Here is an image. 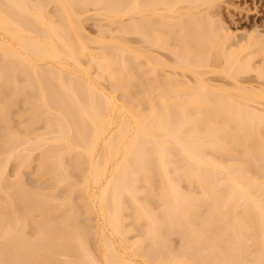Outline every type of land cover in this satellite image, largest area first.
Returning a JSON list of instances; mask_svg holds the SVG:
<instances>
[{
    "label": "bare ground",
    "instance_id": "bare-ground-1",
    "mask_svg": "<svg viewBox=\"0 0 264 264\" xmlns=\"http://www.w3.org/2000/svg\"><path fill=\"white\" fill-rule=\"evenodd\" d=\"M221 1L0 0V264H264V45Z\"/></svg>",
    "mask_w": 264,
    "mask_h": 264
},
{
    "label": "rangeland",
    "instance_id": "rangeland-1",
    "mask_svg": "<svg viewBox=\"0 0 264 264\" xmlns=\"http://www.w3.org/2000/svg\"><path fill=\"white\" fill-rule=\"evenodd\" d=\"M218 3L220 4V2H218ZM219 4H217V6H216L217 8L216 7L213 8V10H212L213 16L211 17V20L216 19L218 22L219 21L218 19L221 18L222 21L220 20V22L221 23L224 22L223 24H225V26L228 28V30L235 35L233 38V42H234V44H236V46L239 45L240 43H246L251 35H258V37L260 38L259 40L262 39L261 42H262V45H264V0H223V1H221L220 6H219ZM216 9H218V10H216ZM89 14H91L92 19H89V21L86 22V24H85V26L87 28L86 30L89 31L90 35H91V33H92V35H95L97 33L96 30L98 29L97 25H96L97 21L94 19L93 11L89 12ZM214 14H215V16H214ZM217 14H218V16H217ZM215 17H217V18H215ZM93 20H95L96 23ZM254 55H255V57H254L253 61H255V65L264 64V53L256 52ZM248 74H250V75H248ZM248 74L242 73L241 76L239 75L238 78H239V80L241 79L240 84H243V87L249 86L248 88H250L251 86H253L259 90L260 89L264 90L263 85H262V83L264 84V81H262V78L260 79L259 76L257 78V75L255 76L254 73L253 74L248 73ZM209 76L211 78L213 77L214 79H217L216 82H218V80H219L221 84L224 83L223 86H225V85L229 86V87L232 86L230 83V82L233 83V81H231L232 79L229 77H228V79H226L225 75H222L225 77V79H224V77L222 78L221 74L220 73L218 74V72L212 73ZM219 77H220V79H219ZM221 78H222V80H221ZM250 82H251V84H249ZM254 82H255V84L258 82V84H256V86L252 85V84H254ZM220 83H218V84L221 85ZM22 105H23V103L18 105L17 110L15 107L14 112L17 113L19 111L18 107H21ZM15 113H14V115L16 116L15 118H17V115ZM40 126H42V125H38L39 128H40ZM34 161H33L32 166H29V168L27 167L24 169V178H26V180L28 181V183H26V184L29 185L27 187L30 188L33 185L32 188H30V189L34 190V188H35L34 186H36L39 189V186L41 187V185H42V188H46V189L48 188L47 191H45L46 193L51 192V190H53V189H51L52 186L49 185L51 182L44 180L46 182V183H44V185L46 187L43 185V180L39 179L38 178L39 176H37V174H36L37 159L35 162ZM15 171H16V166L12 162L8 165L7 172H6L7 174L10 175L8 177V180L11 181V178H12V180L14 181V179L17 178L15 173H14ZM47 185L50 187H48ZM13 187H14V185L12 186V188ZM13 189L18 190V187L13 188ZM38 189L35 188V190H38ZM46 189H44V190H46ZM54 190L56 191V193ZM54 190H53L54 192L52 191L51 193L61 195L58 193H62V189L56 190V188H54ZM58 191H60V192H58ZM29 197L32 198L33 194H31V195L29 194ZM85 220H88V219H85ZM29 221H30V224H33L32 219H29ZM91 222L95 223L94 220H92ZM87 223H89V222H87ZM87 223H85V224H87ZM88 225H91V223H89ZM174 237L172 239V244L175 247H179L180 242H181L180 238L178 237L179 238V240H178L177 236H174ZM92 238H93V236H92ZM92 243H91V245L94 246L95 250L97 251V249L95 247V242L93 244Z\"/></svg>",
    "mask_w": 264,
    "mask_h": 264
}]
</instances>
